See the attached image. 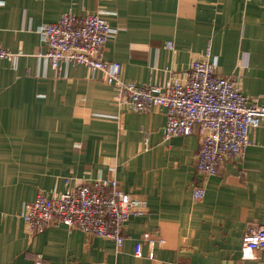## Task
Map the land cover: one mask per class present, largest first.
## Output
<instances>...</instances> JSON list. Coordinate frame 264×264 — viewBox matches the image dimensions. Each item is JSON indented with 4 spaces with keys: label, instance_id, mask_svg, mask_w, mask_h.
I'll return each mask as SVG.
<instances>
[{
    "label": "crops",
    "instance_id": "1",
    "mask_svg": "<svg viewBox=\"0 0 264 264\" xmlns=\"http://www.w3.org/2000/svg\"><path fill=\"white\" fill-rule=\"evenodd\" d=\"M99 10L119 29L104 59L127 81L165 84L210 50L221 75L264 105V0H0V47L16 55L0 61V264H264V250L243 243L264 223V126L243 159L204 178L200 138H165L163 108L131 112L100 72L70 64L59 75L40 56L38 27ZM112 178L148 202L122 247L64 224L28 230L22 210L39 193Z\"/></svg>",
    "mask_w": 264,
    "mask_h": 264
},
{
    "label": "built area",
    "instance_id": "2",
    "mask_svg": "<svg viewBox=\"0 0 264 264\" xmlns=\"http://www.w3.org/2000/svg\"><path fill=\"white\" fill-rule=\"evenodd\" d=\"M107 11L78 16L73 11L59 21L38 27L46 47L41 53L57 74L64 65H84L116 88L117 103L134 113H146L158 107L165 110L164 137L200 138L197 171L204 178L218 174L229 159H243L252 144L250 131L264 126V105L257 98L243 94L238 82L219 72L218 58L211 51L193 59L184 75H173L165 84L138 85L122 77V65L104 59L106 44L117 37L119 29L103 17ZM169 41L164 48H173ZM16 57L0 47V61ZM69 183V181H67ZM206 196L204 185L194 190V199ZM148 202L124 192L116 178L82 182L64 193L48 196L39 193L24 204L22 217L31 233H42L51 226L64 224L86 234L116 242L122 247L125 224L132 216L147 213ZM145 239L154 244L150 235ZM245 250H264V223L243 239ZM142 244L136 255H142Z\"/></svg>",
    "mask_w": 264,
    "mask_h": 264
}]
</instances>
